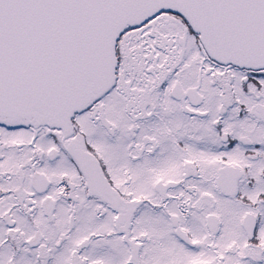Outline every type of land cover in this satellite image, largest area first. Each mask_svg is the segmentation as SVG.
Here are the masks:
<instances>
[{"label":"snow or ice","instance_id":"snow-or-ice-1","mask_svg":"<svg viewBox=\"0 0 264 264\" xmlns=\"http://www.w3.org/2000/svg\"><path fill=\"white\" fill-rule=\"evenodd\" d=\"M0 264H264V0H0Z\"/></svg>","mask_w":264,"mask_h":264}]
</instances>
